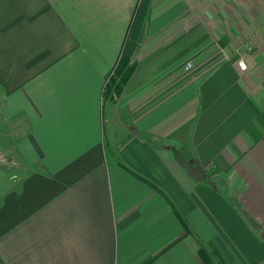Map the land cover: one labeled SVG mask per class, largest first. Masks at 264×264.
<instances>
[{
	"label": "crops",
	"instance_id": "obj_1",
	"mask_svg": "<svg viewBox=\"0 0 264 264\" xmlns=\"http://www.w3.org/2000/svg\"><path fill=\"white\" fill-rule=\"evenodd\" d=\"M0 158V264H264V0H0Z\"/></svg>",
	"mask_w": 264,
	"mask_h": 264
},
{
	"label": "trees",
	"instance_id": "obj_2",
	"mask_svg": "<svg viewBox=\"0 0 264 264\" xmlns=\"http://www.w3.org/2000/svg\"><path fill=\"white\" fill-rule=\"evenodd\" d=\"M135 67L136 63L132 62L129 58L125 56L120 58L110 78V86L115 90V93L119 94L123 90L124 85L129 80Z\"/></svg>",
	"mask_w": 264,
	"mask_h": 264
},
{
	"label": "water",
	"instance_id": "obj_3",
	"mask_svg": "<svg viewBox=\"0 0 264 264\" xmlns=\"http://www.w3.org/2000/svg\"><path fill=\"white\" fill-rule=\"evenodd\" d=\"M173 152L177 158V160L183 165L185 166V168L187 169V171L196 179V180H202L203 178H205V176L207 175L206 170L204 169V167L202 166L201 163L199 162H191L189 160H185L183 157L180 156L179 152L175 149L172 148ZM255 225V227L258 229L260 236L264 239V230L263 228L256 223H253Z\"/></svg>",
	"mask_w": 264,
	"mask_h": 264
},
{
	"label": "built area",
	"instance_id": "obj_4",
	"mask_svg": "<svg viewBox=\"0 0 264 264\" xmlns=\"http://www.w3.org/2000/svg\"><path fill=\"white\" fill-rule=\"evenodd\" d=\"M238 65L241 69L247 68V63L244 60H239ZM194 64L192 61H187L185 63V70H191L193 68Z\"/></svg>",
	"mask_w": 264,
	"mask_h": 264
},
{
	"label": "rangeland",
	"instance_id": "obj_5",
	"mask_svg": "<svg viewBox=\"0 0 264 264\" xmlns=\"http://www.w3.org/2000/svg\"><path fill=\"white\" fill-rule=\"evenodd\" d=\"M1 159V158H0ZM3 163H9V160L1 159Z\"/></svg>",
	"mask_w": 264,
	"mask_h": 264
}]
</instances>
